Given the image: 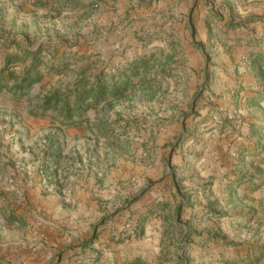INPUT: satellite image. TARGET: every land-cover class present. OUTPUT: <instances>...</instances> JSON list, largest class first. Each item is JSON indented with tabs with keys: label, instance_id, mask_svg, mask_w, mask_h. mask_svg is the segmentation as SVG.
Here are the masks:
<instances>
[{
	"label": "rangeland",
	"instance_id": "1",
	"mask_svg": "<svg viewBox=\"0 0 264 264\" xmlns=\"http://www.w3.org/2000/svg\"><path fill=\"white\" fill-rule=\"evenodd\" d=\"M65 1L0 0V264H264V0Z\"/></svg>",
	"mask_w": 264,
	"mask_h": 264
},
{
	"label": "crops",
	"instance_id": "2",
	"mask_svg": "<svg viewBox=\"0 0 264 264\" xmlns=\"http://www.w3.org/2000/svg\"><path fill=\"white\" fill-rule=\"evenodd\" d=\"M63 1H65V0H63ZM66 2V1H65ZM133 2V0H128V5L130 4V3H132ZM72 2H71V0H67V2H66V4H71ZM129 7V6H128ZM73 50L75 51L76 50V52H78V53H80V52H83V49H81V47H75V48H73ZM80 50V51H79Z\"/></svg>",
	"mask_w": 264,
	"mask_h": 264
}]
</instances>
